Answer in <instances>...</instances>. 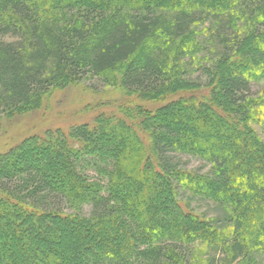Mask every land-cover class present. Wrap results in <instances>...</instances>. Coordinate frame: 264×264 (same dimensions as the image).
<instances>
[{
	"label": "trees",
	"instance_id": "obj_1",
	"mask_svg": "<svg viewBox=\"0 0 264 264\" xmlns=\"http://www.w3.org/2000/svg\"><path fill=\"white\" fill-rule=\"evenodd\" d=\"M107 74L135 115L0 155V264H264V0H0V132Z\"/></svg>",
	"mask_w": 264,
	"mask_h": 264
},
{
	"label": "rangeland",
	"instance_id": "obj_2",
	"mask_svg": "<svg viewBox=\"0 0 264 264\" xmlns=\"http://www.w3.org/2000/svg\"><path fill=\"white\" fill-rule=\"evenodd\" d=\"M206 54V53H204ZM210 55V54H209ZM202 57V55H200ZM187 80L199 83L201 89L207 85V79L198 67L190 69ZM264 91V82L255 83L251 88V95L258 98ZM128 93L116 88L109 74L101 77L87 78L80 84L68 87L64 91L56 92L46 102L45 109L41 112L30 113L29 118L4 119L0 132V155L23 142L33 135H42L45 132L61 131L68 133L71 128L90 124L98 115L117 116L124 119L136 111L133 104L127 101ZM141 105L152 108L153 104L140 100ZM137 107V105H136ZM257 132L264 139V130L257 127ZM177 163L182 169L198 171L201 174L210 172V165L197 157L190 155L176 156ZM77 170L91 180H101L99 169L101 164L91 158H83L76 162ZM192 208L198 213H205L208 217H221L222 212L215 209L213 203L193 200ZM63 210H68V205L63 204ZM91 207L84 206L83 215L91 213Z\"/></svg>",
	"mask_w": 264,
	"mask_h": 264
}]
</instances>
